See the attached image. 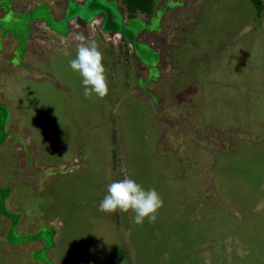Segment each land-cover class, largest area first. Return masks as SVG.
Wrapping results in <instances>:
<instances>
[{
	"label": "rangeland",
	"instance_id": "rangeland-1",
	"mask_svg": "<svg viewBox=\"0 0 264 264\" xmlns=\"http://www.w3.org/2000/svg\"><path fill=\"white\" fill-rule=\"evenodd\" d=\"M152 1L0 0V264H264V0ZM81 31L103 99L69 66ZM126 177L154 223L99 210Z\"/></svg>",
	"mask_w": 264,
	"mask_h": 264
},
{
	"label": "clouds",
	"instance_id": "clouds-1",
	"mask_svg": "<svg viewBox=\"0 0 264 264\" xmlns=\"http://www.w3.org/2000/svg\"><path fill=\"white\" fill-rule=\"evenodd\" d=\"M77 41L76 55L69 60V66L82 78L83 95L103 99L109 92V81L103 63V53L97 42L86 38L84 32L74 34ZM164 201L155 188L145 189L133 178L111 182L99 203V210L114 213L117 210L134 213L133 222L142 225L145 219L154 223ZM259 205L257 210H259Z\"/></svg>",
	"mask_w": 264,
	"mask_h": 264
},
{
	"label": "crops",
	"instance_id": "crops-1",
	"mask_svg": "<svg viewBox=\"0 0 264 264\" xmlns=\"http://www.w3.org/2000/svg\"><path fill=\"white\" fill-rule=\"evenodd\" d=\"M42 7L43 8H41V9H45L46 11H45V16L48 18V19H50V14L52 13V11H50V7L49 6H47L45 3L42 5ZM68 8V7H67ZM67 8H65V12H63V14H62V17L61 18H64V16H65V14L66 13H68V10H67ZM82 9H85V8H82ZM82 12L81 13H83L85 10H81ZM29 12V8L27 7L26 9H20V10H18L16 13H14V17H15V19H16V22H14V24H16V25H18L17 27L18 28H23L26 32H27V26H29V24H28V22H27V19L26 20H24L26 17H27V13ZM31 12H32V10H31ZM53 14V13H52ZM24 15H26V16H24ZM24 17V18H23ZM17 19H19V21H23V22H17ZM24 24V25H23ZM58 25V30L60 31V32H57L58 34H62V35H64L63 34V32H61V26H63L65 23L63 22V21H60L59 23H57ZM23 26V27H22ZM25 27V28H24ZM57 29H56V31H57ZM20 30V29H19ZM17 31H18V29H17ZM21 31V30H20ZM67 34V33H66ZM16 39V38H15ZM17 40V39H16ZM23 43H21V40H18V41H16L15 42V44H14V52H15V56L17 57V59L15 60L14 59V61H15V63H17V65L20 67L21 65H20V63L22 62V59L24 58V54H25V52H26V50L23 48ZM70 51V49L69 48H66V49H64V52H69ZM64 56V55H63ZM48 57V59L49 60H54V59H56V58H59L60 59V55H58V54H56L55 52H50L49 53V55L47 56ZM47 60V59H46ZM63 61V60H62ZM59 62H60V60H59ZM64 62V61H63ZM18 67V68H19ZM49 69V68H48ZM48 74V73H47Z\"/></svg>",
	"mask_w": 264,
	"mask_h": 264
},
{
	"label": "trees",
	"instance_id": "trees-1",
	"mask_svg": "<svg viewBox=\"0 0 264 264\" xmlns=\"http://www.w3.org/2000/svg\"><path fill=\"white\" fill-rule=\"evenodd\" d=\"M256 9L262 11V0H253ZM128 9L134 13L136 11L149 12L152 10L153 1L152 0H127Z\"/></svg>",
	"mask_w": 264,
	"mask_h": 264
},
{
	"label": "flooded vegetation",
	"instance_id": "flooded-vegetation-1",
	"mask_svg": "<svg viewBox=\"0 0 264 264\" xmlns=\"http://www.w3.org/2000/svg\"><path fill=\"white\" fill-rule=\"evenodd\" d=\"M13 52H14V46H13ZM17 59V57L15 56V60Z\"/></svg>",
	"mask_w": 264,
	"mask_h": 264
},
{
	"label": "bare ground",
	"instance_id": "bare-ground-1",
	"mask_svg": "<svg viewBox=\"0 0 264 264\" xmlns=\"http://www.w3.org/2000/svg\"><path fill=\"white\" fill-rule=\"evenodd\" d=\"M97 22V21H96ZM8 36V35H7Z\"/></svg>",
	"mask_w": 264,
	"mask_h": 264
}]
</instances>
